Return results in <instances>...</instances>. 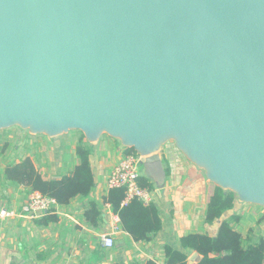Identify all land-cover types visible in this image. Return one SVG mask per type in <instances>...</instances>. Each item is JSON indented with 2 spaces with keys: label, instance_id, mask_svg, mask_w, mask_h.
<instances>
[{
  "label": "water",
  "instance_id": "95a60500",
  "mask_svg": "<svg viewBox=\"0 0 264 264\" xmlns=\"http://www.w3.org/2000/svg\"><path fill=\"white\" fill-rule=\"evenodd\" d=\"M13 127L117 140L159 195L172 144L234 207L264 208V0H0Z\"/></svg>",
  "mask_w": 264,
  "mask_h": 264
},
{
  "label": "crops",
  "instance_id": "0c3cea01",
  "mask_svg": "<svg viewBox=\"0 0 264 264\" xmlns=\"http://www.w3.org/2000/svg\"><path fill=\"white\" fill-rule=\"evenodd\" d=\"M32 136L25 144L26 148L22 149L24 156L20 158L15 153V163L29 157L45 179L69 175L80 164L75 154L78 138H49L54 140L50 145L41 137ZM38 151L40 154L37 155ZM126 155L119 141L104 135L92 147L91 163L96 186L88 198L78 196L68 205L58 204L53 212L47 214L56 215L57 221L48 225L41 224L44 217L0 221V264L22 261L24 264H167L166 245L180 250L183 236L217 234L218 224L209 226L205 223L207 207L216 186L208 181L203 171L168 144L163 149L167 170H170L166 188L161 195L153 191L154 203L162 217V230L148 242H135L124 230L112 205L105 201L110 190L107 178L112 168ZM8 159L11 160V153L0 158L2 182L3 172L8 166H3L2 161ZM2 190L7 204L0 203V209L7 210L21 209L34 193L18 184H7ZM89 201L99 204L102 215L96 223L89 222L85 216ZM233 215L241 217L235 227L248 236L250 242L264 237V208L238 205L224 219ZM108 233H113L115 245L112 249L105 248L103 244V235ZM194 253L191 252L189 258Z\"/></svg>",
  "mask_w": 264,
  "mask_h": 264
},
{
  "label": "trees",
  "instance_id": "16d2710c",
  "mask_svg": "<svg viewBox=\"0 0 264 264\" xmlns=\"http://www.w3.org/2000/svg\"><path fill=\"white\" fill-rule=\"evenodd\" d=\"M125 151L127 155L135 154L133 149ZM75 154L80 164L69 175L52 179H45L29 157L20 163H10L2 175L3 185L4 187L7 184L21 185L25 189L55 199L59 205H68L78 196L88 198L96 182L91 163V150L82 133L76 141ZM7 156L8 143L2 144L0 141V158ZM167 174H170L169 169ZM139 183L144 188L155 190L153 183L145 177H140ZM124 197V188H113L109 190L105 201L112 205L124 230L135 242L150 241L163 227L158 206L154 202L144 205L136 199L122 206ZM234 202V193L216 187L207 207L205 223L209 226L218 224L217 234L210 236L192 233L183 236L180 239V250L166 245L164 249L167 264H189L191 252H198L201 256L196 264H264V237L250 242L249 237L241 234L235 227L241 221L239 215L224 219V216L233 210ZM86 209L85 216L89 222L96 223L101 219L102 214L96 201H89ZM56 221V215H45L41 224L48 225Z\"/></svg>",
  "mask_w": 264,
  "mask_h": 264
},
{
  "label": "built area",
  "instance_id": "2783aa9c",
  "mask_svg": "<svg viewBox=\"0 0 264 264\" xmlns=\"http://www.w3.org/2000/svg\"><path fill=\"white\" fill-rule=\"evenodd\" d=\"M140 157L135 153L126 155L112 168L108 178L107 187L124 188L125 197L122 206L128 205L132 200H139L144 205L154 202V192L144 188L139 183ZM58 207L55 199L44 196L39 192L30 195L21 209L7 210L0 209V221L26 217L29 219H40L53 212ZM103 244L107 249H112L115 245L113 233L103 235Z\"/></svg>",
  "mask_w": 264,
  "mask_h": 264
},
{
  "label": "rangeland",
  "instance_id": "374dc122",
  "mask_svg": "<svg viewBox=\"0 0 264 264\" xmlns=\"http://www.w3.org/2000/svg\"><path fill=\"white\" fill-rule=\"evenodd\" d=\"M80 134H81L80 132L74 131V132H71L67 135H63L62 137H60V140H63L64 139L63 137H65V136H71V138L74 137V139H75V138H78L80 136ZM32 137H34V136L28 134L27 131L21 130L18 127H13L9 130L0 131V141L2 144L8 143V154L11 153V160L8 159L10 161H8V160L2 161L3 166H7L8 164L15 162L14 158H15V156H17L15 153L18 154V157L22 158L24 156V152L22 149L26 148L25 144L29 143V139H31ZM36 137H41L42 139L48 141L50 145H53L54 140H49L48 137H45L42 135H36ZM17 145H18V148H16ZM15 150L17 152H15ZM38 154H40L39 151H38L37 155ZM2 189H5V187L3 185V182L0 180V203L2 205H5V204H7L6 203V197L4 194V190H2ZM3 203H5V204H3Z\"/></svg>",
  "mask_w": 264,
  "mask_h": 264
}]
</instances>
